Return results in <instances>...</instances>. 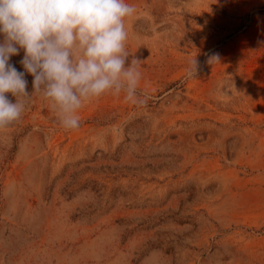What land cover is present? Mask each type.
Segmentation results:
<instances>
[{"label": "rangeland", "instance_id": "374dc122", "mask_svg": "<svg viewBox=\"0 0 264 264\" xmlns=\"http://www.w3.org/2000/svg\"><path fill=\"white\" fill-rule=\"evenodd\" d=\"M126 3L145 102L0 130V264H264V0Z\"/></svg>", "mask_w": 264, "mask_h": 264}, {"label": "clouds", "instance_id": "9594fccd", "mask_svg": "<svg viewBox=\"0 0 264 264\" xmlns=\"http://www.w3.org/2000/svg\"><path fill=\"white\" fill-rule=\"evenodd\" d=\"M135 13L126 0H0V130L21 119L35 94L66 131L77 130L80 110L105 95L123 93L125 102L143 104L141 61L125 66L131 55L126 21ZM21 49L24 71L10 63ZM208 62H219V54ZM25 73L34 77L31 95Z\"/></svg>", "mask_w": 264, "mask_h": 264}]
</instances>
